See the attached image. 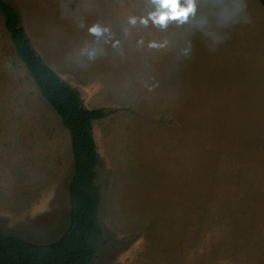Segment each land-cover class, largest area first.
Instances as JSON below:
<instances>
[{
    "label": "rangeland",
    "instance_id": "rangeland-1",
    "mask_svg": "<svg viewBox=\"0 0 264 264\" xmlns=\"http://www.w3.org/2000/svg\"><path fill=\"white\" fill-rule=\"evenodd\" d=\"M78 91L98 154L94 264H264V7L258 0H5ZM68 130L0 14V232L69 223Z\"/></svg>",
    "mask_w": 264,
    "mask_h": 264
},
{
    "label": "trees",
    "instance_id": "trees-1",
    "mask_svg": "<svg viewBox=\"0 0 264 264\" xmlns=\"http://www.w3.org/2000/svg\"><path fill=\"white\" fill-rule=\"evenodd\" d=\"M264 7V0H258ZM0 14L17 58L41 96L68 130L73 173L68 184L69 223L53 242L38 244L0 232V264H94L100 237L99 188L95 183L98 154L92 123L107 115L103 107L87 109L78 91L45 64L20 25L15 8L0 0Z\"/></svg>",
    "mask_w": 264,
    "mask_h": 264
}]
</instances>
